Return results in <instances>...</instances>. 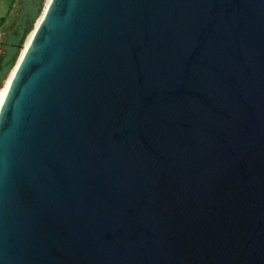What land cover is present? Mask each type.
Segmentation results:
<instances>
[{
	"label": "water",
	"instance_id": "water-1",
	"mask_svg": "<svg viewBox=\"0 0 264 264\" xmlns=\"http://www.w3.org/2000/svg\"><path fill=\"white\" fill-rule=\"evenodd\" d=\"M28 35L0 264H264V0H48Z\"/></svg>",
	"mask_w": 264,
	"mask_h": 264
},
{
	"label": "trees",
	"instance_id": "trees-1",
	"mask_svg": "<svg viewBox=\"0 0 264 264\" xmlns=\"http://www.w3.org/2000/svg\"><path fill=\"white\" fill-rule=\"evenodd\" d=\"M42 7V0H21L7 32L0 41V86L8 71L14 65L25 37L31 31ZM3 17L2 22H4ZM1 22V23H2Z\"/></svg>",
	"mask_w": 264,
	"mask_h": 264
},
{
	"label": "crops",
	"instance_id": "crops-1",
	"mask_svg": "<svg viewBox=\"0 0 264 264\" xmlns=\"http://www.w3.org/2000/svg\"><path fill=\"white\" fill-rule=\"evenodd\" d=\"M21 0H0V41L2 39L5 28L9 25L8 19L10 18L13 11H18ZM5 17L4 22H2ZM2 22V23H1Z\"/></svg>",
	"mask_w": 264,
	"mask_h": 264
},
{
	"label": "bare ground",
	"instance_id": "bare-ground-1",
	"mask_svg": "<svg viewBox=\"0 0 264 264\" xmlns=\"http://www.w3.org/2000/svg\"><path fill=\"white\" fill-rule=\"evenodd\" d=\"M48 2V0L45 1V4ZM39 19L37 20L36 24L38 23ZM31 36V33L28 35L26 41H25V44H24V47H26L28 41H29V38ZM24 49H21V53L20 55L22 54ZM14 71V68L11 70V72L9 73V75L6 77V79L4 80L3 84L1 85L0 87V92H3L5 88H8V85H9V82H10V78L12 76V73Z\"/></svg>",
	"mask_w": 264,
	"mask_h": 264
},
{
	"label": "snow or ice",
	"instance_id": "snow-or-ice-1",
	"mask_svg": "<svg viewBox=\"0 0 264 264\" xmlns=\"http://www.w3.org/2000/svg\"><path fill=\"white\" fill-rule=\"evenodd\" d=\"M15 77V73L13 74ZM11 84V81L9 82ZM9 89L5 88L3 92H0V108H3L5 106L6 100L9 97Z\"/></svg>",
	"mask_w": 264,
	"mask_h": 264
},
{
	"label": "rangeland",
	"instance_id": "rangeland-1",
	"mask_svg": "<svg viewBox=\"0 0 264 264\" xmlns=\"http://www.w3.org/2000/svg\"><path fill=\"white\" fill-rule=\"evenodd\" d=\"M45 1L46 0H42V7H43V4L45 3ZM42 7H41V9H42ZM41 12V11H40ZM40 14V13H39ZM14 15H15V11H13V13L11 14V16H10V18L8 19V24L13 20V18H14ZM39 16V15H38ZM37 16V17H38ZM36 17V18H37ZM36 20V19H35ZM35 22V21H34ZM34 24V23H33ZM33 28V27H32ZM32 30V29H31ZM30 32V31H29ZM28 35V34H27ZM9 72V71H8ZM8 74V73H7ZM7 76V75H6ZM6 78V77H5Z\"/></svg>",
	"mask_w": 264,
	"mask_h": 264
},
{
	"label": "flooded vegetation",
	"instance_id": "flooded-vegetation-1",
	"mask_svg": "<svg viewBox=\"0 0 264 264\" xmlns=\"http://www.w3.org/2000/svg\"><path fill=\"white\" fill-rule=\"evenodd\" d=\"M7 29H8V28L6 27L5 30H4V33H3L2 39L4 38V36H5L6 32H7ZM2 39H1V40H2Z\"/></svg>",
	"mask_w": 264,
	"mask_h": 264
}]
</instances>
